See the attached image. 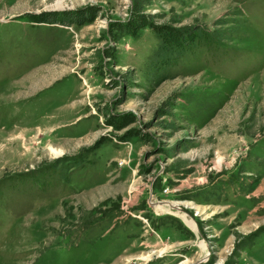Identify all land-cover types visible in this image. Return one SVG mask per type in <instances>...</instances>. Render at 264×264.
I'll use <instances>...</instances> for the list:
<instances>
[{
  "label": "rangeland",
  "instance_id": "1",
  "mask_svg": "<svg viewBox=\"0 0 264 264\" xmlns=\"http://www.w3.org/2000/svg\"><path fill=\"white\" fill-rule=\"evenodd\" d=\"M0 264H264V0H0Z\"/></svg>",
  "mask_w": 264,
  "mask_h": 264
},
{
  "label": "bare ground",
  "instance_id": "2",
  "mask_svg": "<svg viewBox=\"0 0 264 264\" xmlns=\"http://www.w3.org/2000/svg\"><path fill=\"white\" fill-rule=\"evenodd\" d=\"M164 210V209H163Z\"/></svg>",
  "mask_w": 264,
  "mask_h": 264
}]
</instances>
